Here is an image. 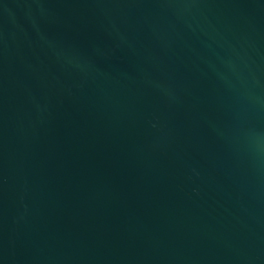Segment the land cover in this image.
<instances>
[{"label":"water","instance_id":"95a60500","mask_svg":"<svg viewBox=\"0 0 264 264\" xmlns=\"http://www.w3.org/2000/svg\"><path fill=\"white\" fill-rule=\"evenodd\" d=\"M0 264H264V0H0Z\"/></svg>","mask_w":264,"mask_h":264}]
</instances>
